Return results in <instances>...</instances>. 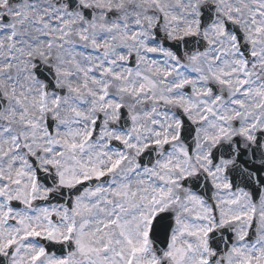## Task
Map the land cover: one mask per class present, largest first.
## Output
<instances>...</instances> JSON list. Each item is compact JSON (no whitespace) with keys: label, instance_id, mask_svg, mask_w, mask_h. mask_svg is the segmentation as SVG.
I'll use <instances>...</instances> for the list:
<instances>
[{"label":"snow or ice","instance_id":"6c2138e0","mask_svg":"<svg viewBox=\"0 0 264 264\" xmlns=\"http://www.w3.org/2000/svg\"><path fill=\"white\" fill-rule=\"evenodd\" d=\"M0 264H264V0H0Z\"/></svg>","mask_w":264,"mask_h":264}]
</instances>
